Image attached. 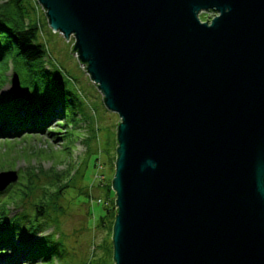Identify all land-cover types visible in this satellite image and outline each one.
Returning <instances> with one entry per match:
<instances>
[{
	"label": "water",
	"instance_id": "95a60500",
	"mask_svg": "<svg viewBox=\"0 0 264 264\" xmlns=\"http://www.w3.org/2000/svg\"><path fill=\"white\" fill-rule=\"evenodd\" d=\"M38 2L120 117L115 264H264V0Z\"/></svg>",
	"mask_w": 264,
	"mask_h": 264
},
{
	"label": "rangeland",
	"instance_id": "374dc122",
	"mask_svg": "<svg viewBox=\"0 0 264 264\" xmlns=\"http://www.w3.org/2000/svg\"><path fill=\"white\" fill-rule=\"evenodd\" d=\"M5 1L0 0V4ZM28 3V8L25 6L23 9L26 20L40 19L44 24L42 41L47 44L52 63L60 67L69 80L71 93L65 94V97L69 98L72 92L75 95L74 102H68L65 107V117L54 116L44 131L21 129L18 133L10 132L12 120H0V173L15 171L18 175L17 181L0 194V206L6 205L8 217L20 211H26L33 217L36 205L42 200L47 204L46 218L49 223L43 233L57 229V236L68 250L65 264H114L113 209L105 224L101 223V217L107 215V202L110 207L116 206L112 181L120 117L107 108L102 91L91 79L85 64H81L72 51L74 37L68 40L51 29L38 0ZM213 16L211 12L200 13L203 21ZM14 60L15 52L10 51L0 65L1 94L12 89L16 92L15 86L18 85L12 83L13 73L18 74L15 70L23 75L20 79L18 74L20 85L27 77L22 70L25 69L22 60L18 58L16 67ZM29 83L32 84L30 80ZM41 93L38 91L36 95ZM44 94L47 98L52 97L49 93ZM60 181L69 186L59 195L54 192L52 196L50 192L61 186ZM5 224L9 226V232H16L15 239L22 241L31 236L21 230V226L26 229L37 223L21 220L18 227L17 221L11 219ZM7 256L0 255L2 263ZM62 262L56 259L53 264Z\"/></svg>",
	"mask_w": 264,
	"mask_h": 264
},
{
	"label": "trees",
	"instance_id": "16d2710c",
	"mask_svg": "<svg viewBox=\"0 0 264 264\" xmlns=\"http://www.w3.org/2000/svg\"><path fill=\"white\" fill-rule=\"evenodd\" d=\"M28 2L30 0H6L0 4V65L7 54L14 51L15 67L17 66L16 61L20 58L25 66V69L22 70L27 76L19 86V93L13 89L3 94L0 93V120H12L13 126L9 129H12L10 132L16 133L21 129L44 131L46 124L51 122L54 116H60L63 119L66 115L65 107L70 102H74L73 96L75 95V92H72L73 94L69 98L65 97V94L71 93L69 80L62 74L60 67L52 63L47 44L42 41L44 24L40 19L26 20L23 9L25 6L28 8ZM14 72L20 75V79L23 77L18 70ZM38 91L42 93L36 95ZM44 92L49 93L52 97L47 98ZM53 132L58 133L51 131V133ZM62 135L64 137L63 133ZM55 178L60 177L56 176ZM60 182L61 186L56 191H52L53 193L50 192L52 196L54 192L55 195H59L69 186L67 183ZM11 185L9 184L1 190L0 194L5 193ZM114 204L116 205V202ZM46 205L41 200L40 204L36 205L33 217H30L26 211H20L15 216L8 217L6 216V205L0 206V255H9L3 263L0 258V264H18L20 261H23V264L38 262L53 264L56 259L65 264L64 259L68 250L57 236V229L55 228L54 232L43 233V230L49 226L48 218H46ZM106 206L107 215L101 217V223L105 224L113 209L114 225L117 205L115 208L110 207L107 202ZM11 219L17 221L16 226L18 227H20L21 220H33L37 223L26 229H24V225L21 226V230L27 231L31 237L17 241L14 237L16 232H9V226L5 224L6 220Z\"/></svg>",
	"mask_w": 264,
	"mask_h": 264
},
{
	"label": "bare ground",
	"instance_id": "6f19581e",
	"mask_svg": "<svg viewBox=\"0 0 264 264\" xmlns=\"http://www.w3.org/2000/svg\"><path fill=\"white\" fill-rule=\"evenodd\" d=\"M80 61V60H79ZM81 64H83V63H81ZM84 65V64H83ZM85 66H86V64H85Z\"/></svg>",
	"mask_w": 264,
	"mask_h": 264
},
{
	"label": "built area",
	"instance_id": "2783aa9c",
	"mask_svg": "<svg viewBox=\"0 0 264 264\" xmlns=\"http://www.w3.org/2000/svg\"><path fill=\"white\" fill-rule=\"evenodd\" d=\"M76 56L78 57V54H76Z\"/></svg>",
	"mask_w": 264,
	"mask_h": 264
},
{
	"label": "clouds",
	"instance_id": "9594fccd",
	"mask_svg": "<svg viewBox=\"0 0 264 264\" xmlns=\"http://www.w3.org/2000/svg\"><path fill=\"white\" fill-rule=\"evenodd\" d=\"M76 54V53H75Z\"/></svg>",
	"mask_w": 264,
	"mask_h": 264
}]
</instances>
